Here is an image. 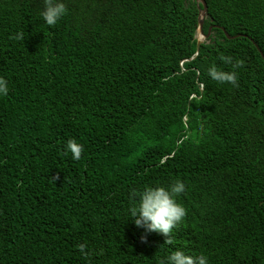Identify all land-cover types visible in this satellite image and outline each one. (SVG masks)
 <instances>
[{"label":"trees","instance_id":"16d2710c","mask_svg":"<svg viewBox=\"0 0 264 264\" xmlns=\"http://www.w3.org/2000/svg\"><path fill=\"white\" fill-rule=\"evenodd\" d=\"M64 2L50 27L43 0H0V264H264V0H205L197 55L195 0ZM221 54L244 62L236 85L208 75L232 70ZM176 180L167 244L127 213Z\"/></svg>","mask_w":264,"mask_h":264},{"label":"clouds","instance_id":"9594fccd","mask_svg":"<svg viewBox=\"0 0 264 264\" xmlns=\"http://www.w3.org/2000/svg\"><path fill=\"white\" fill-rule=\"evenodd\" d=\"M44 7L39 12V17L50 27L55 26L68 13V8L64 0H43ZM16 41H23L25 35L23 31H18L10 37ZM221 61L231 65V71H223L215 65L208 68V75L220 83H238L237 69L243 66L242 60H233L230 55L220 56ZM9 93L8 80L0 76V97H5ZM84 146L75 139H69L63 148V155L70 156L73 160H80ZM186 185L182 180H176L165 186H146L141 191H133L132 202L128 208V217L133 223L145 232H158L167 237L166 243L172 244L173 230L180 224L187 210L184 205L178 202L180 194L185 192ZM146 239V237H144ZM80 254L88 258L92 252L87 249V244L77 245ZM158 264H210L208 255L201 253L198 256H191L182 250H174L158 260Z\"/></svg>","mask_w":264,"mask_h":264},{"label":"water","instance_id":"95a60500","mask_svg":"<svg viewBox=\"0 0 264 264\" xmlns=\"http://www.w3.org/2000/svg\"><path fill=\"white\" fill-rule=\"evenodd\" d=\"M195 1L198 7V26H197L196 33H195V37L197 41L195 55H197L199 48H200V44L203 43L204 41H208L207 39L210 35L211 26L209 27L207 33L203 32V21H204L205 16L207 15V5H206L205 0H195ZM221 29L224 31L227 37L229 38L235 37V36L229 35L223 27H221Z\"/></svg>","mask_w":264,"mask_h":264}]
</instances>
